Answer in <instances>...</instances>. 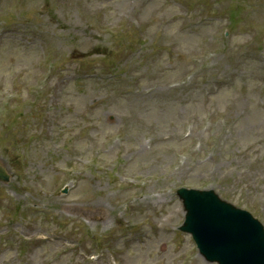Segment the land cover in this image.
I'll return each mask as SVG.
<instances>
[{
	"label": "rangeland",
	"instance_id": "obj_1",
	"mask_svg": "<svg viewBox=\"0 0 264 264\" xmlns=\"http://www.w3.org/2000/svg\"><path fill=\"white\" fill-rule=\"evenodd\" d=\"M86 3L90 6L89 9V13L92 16L89 19H86L85 17H83V14L81 11H74L73 6L77 7V8H81L83 5L81 4H77L74 2V0H65V8H67L69 10L70 15L68 16L67 14H59L60 12H64L66 11L64 10H60L59 12L57 11L58 8L57 7L56 10L52 13L51 19L47 18V20L49 21L48 23H51L52 27H57L59 29H65L64 31L66 32L67 35L72 36V40L75 39V42H73V44H78L79 43H84L85 42H90V41H95L96 37H97V30L96 27L98 26V24H102L104 21L108 20L111 22H114L116 18H118L120 15L122 14H127L129 11L127 9H125V3L127 0H110L108 3L106 1H100V0H85ZM117 1L121 2V5L123 4V11L119 12V8L116 6ZM104 5L103 9H105V13H104V17H98V13L94 10L96 9L95 6H101ZM148 15L145 12L144 13V19L145 21L147 20ZM89 20H93V22L89 21ZM69 24L70 26H72V28H69ZM88 26V27H86ZM84 41V42H83ZM177 44L181 45V46H187L184 43H181L178 41V39L176 40ZM6 43L3 42V44L0 47V77H9V74L7 72H3L2 67H1V61L6 59L7 61H10V66H13L14 68V72H18L19 67H26L28 69H31L32 65L35 63L37 56L35 57V51L34 49L31 48H23V47H19L17 45H12V50L10 52H7L5 55V50H4V46ZM79 46V45H76ZM74 46V47H76ZM71 48V47H70ZM25 53H27L26 55H24ZM31 54V55H30ZM31 58V60H29L28 58ZM246 62V60H242L241 64H240V68L241 70L243 69L244 73V68H243V63ZM235 64H239V62L237 61ZM247 67V66H246ZM258 68H252L251 72H256ZM165 103H167L165 101ZM164 103V104H165ZM237 113L239 114V119L241 120V123L244 122V120H248V118L246 117V115L243 117L244 113H239L240 111H242V106L243 104H240V100L237 102ZM156 108L154 110V112L156 113V115H160L161 111H163L165 108H163L161 106V104L154 106L153 109ZM152 113V112H151ZM149 120L147 121H151L152 122V115L147 117ZM166 119V115H165V111L163 113V116H157L156 120L157 122L154 123V127L156 128V133L158 134H154L151 139V142L160 139V134L165 132V126L163 124V121ZM260 124V120H257L255 123V127L253 129H251L250 131H248L247 133H243L242 130V124L241 126L237 127L234 132H233V136L235 137L237 134V138L240 139L241 141H243L245 144L248 143L250 141V134L252 131H254ZM116 125V121L115 120H111L110 126H115ZM163 125V127H162ZM141 133V132H140ZM139 133V135H140ZM133 136L130 135L129 136V140L130 137ZM249 140V141H248ZM133 141V140H131ZM133 143V142H132ZM136 147H138V149H141V145H142V141L140 139V137L137 136V141L133 143ZM37 150V146H35L34 151ZM238 147H231V148H227L224 150L223 153H228L230 155V159L229 161H223L225 163V166L223 167L222 165L218 166V169L213 173V175L216 177L215 182H213V184L215 186H218V178L220 177V170L225 169L229 164H233L235 169H237V167L240 165L241 161H240V157L238 155ZM1 151V150H0ZM50 154L53 155H57L58 152L55 151L53 148H51L48 151ZM48 154V153H47ZM151 155H148L146 153V156L143 157L142 161L140 162L141 164L146 163L150 158ZM221 156V155H220ZM220 158V157H219ZM218 158V160H219ZM221 158L224 160L225 157ZM47 159V156H43L40 159V162H42L41 164H39L38 168L39 171L46 174V172H50L52 173V168H50V166L45 162V160ZM234 172V170H233ZM235 173V172H234ZM254 174H250L249 177L246 176L245 181H243L244 185H247L249 183L247 182H251L253 179ZM86 182H83V185H85ZM232 182H227L228 185H230ZM98 185V191L97 192H88V191H84V189L81 187L77 190L76 192V196L79 197L80 199H87V200H92L95 198H101L108 193L107 189L104 186H101L99 183H96ZM82 185V186H83ZM153 244H149L147 245V247H152ZM146 247L139 245V244H133L132 250L129 252L131 253V255H128V257H124V263L123 264H137V261H145V256H144V251H145ZM0 264H4L3 262L0 261Z\"/></svg>",
	"mask_w": 264,
	"mask_h": 264
}]
</instances>
